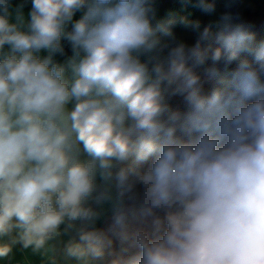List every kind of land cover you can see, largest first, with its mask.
Segmentation results:
<instances>
[{
  "label": "clouds",
  "instance_id": "obj_1",
  "mask_svg": "<svg viewBox=\"0 0 264 264\" xmlns=\"http://www.w3.org/2000/svg\"><path fill=\"white\" fill-rule=\"evenodd\" d=\"M179 2L0 0V264H264V40Z\"/></svg>",
  "mask_w": 264,
  "mask_h": 264
},
{
  "label": "rangeland",
  "instance_id": "obj_2",
  "mask_svg": "<svg viewBox=\"0 0 264 264\" xmlns=\"http://www.w3.org/2000/svg\"><path fill=\"white\" fill-rule=\"evenodd\" d=\"M264 0H242L239 11L243 19L252 25L257 42L264 40ZM161 16L178 17L185 13L179 0H158ZM222 10V9H221Z\"/></svg>",
  "mask_w": 264,
  "mask_h": 264
},
{
  "label": "trees",
  "instance_id": "obj_3",
  "mask_svg": "<svg viewBox=\"0 0 264 264\" xmlns=\"http://www.w3.org/2000/svg\"><path fill=\"white\" fill-rule=\"evenodd\" d=\"M262 3H264V2H262Z\"/></svg>",
  "mask_w": 264,
  "mask_h": 264
}]
</instances>
